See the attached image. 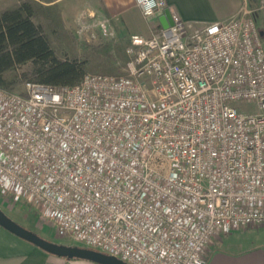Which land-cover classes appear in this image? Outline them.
I'll use <instances>...</instances> for the list:
<instances>
[{
	"label": "built area",
	"instance_id": "1",
	"mask_svg": "<svg viewBox=\"0 0 264 264\" xmlns=\"http://www.w3.org/2000/svg\"><path fill=\"white\" fill-rule=\"evenodd\" d=\"M165 9L119 76L0 89V191L127 264H204L222 236L264 228V0L262 29L245 3L202 26L164 0L151 17ZM76 33L116 38L105 19Z\"/></svg>",
	"mask_w": 264,
	"mask_h": 264
},
{
	"label": "trees",
	"instance_id": "2",
	"mask_svg": "<svg viewBox=\"0 0 264 264\" xmlns=\"http://www.w3.org/2000/svg\"><path fill=\"white\" fill-rule=\"evenodd\" d=\"M54 1L0 0V89L15 92L25 81L71 86L90 72L123 74L113 72L108 61L93 65L75 55L74 38L65 29ZM127 44L114 45L116 57L124 64ZM66 47L69 54L62 51Z\"/></svg>",
	"mask_w": 264,
	"mask_h": 264
},
{
	"label": "crops",
	"instance_id": "3",
	"mask_svg": "<svg viewBox=\"0 0 264 264\" xmlns=\"http://www.w3.org/2000/svg\"><path fill=\"white\" fill-rule=\"evenodd\" d=\"M166 5L185 23L197 24L204 19L202 12L210 7L212 0H164ZM63 24L75 30L82 18L91 19L94 14L104 15L110 21L119 45H125L130 35L149 37L159 26L160 15L144 18L135 0H55ZM245 3L243 0L233 11L222 18L214 15L209 23L222 21L231 16ZM211 8V7H210ZM212 10V8H211ZM217 241V240H216ZM223 239L220 246L211 250L204 264H264V245L236 249ZM0 264H95L86 260L66 259L46 253L31 243L13 235L0 226Z\"/></svg>",
	"mask_w": 264,
	"mask_h": 264
},
{
	"label": "rangeland",
	"instance_id": "4",
	"mask_svg": "<svg viewBox=\"0 0 264 264\" xmlns=\"http://www.w3.org/2000/svg\"><path fill=\"white\" fill-rule=\"evenodd\" d=\"M243 0H212L210 7H207L203 12L202 16L204 19L200 20V23L193 24L194 26H202L208 24V21L214 16H218L222 18V16L230 11H233L239 4H242ZM250 3L248 8L252 10L251 16L254 19L256 25L262 28V18L260 12L256 11L258 6L259 0H247ZM235 13V12H234ZM233 13V14H234ZM107 20L104 15H97L94 14L91 19L89 18H82L81 21L83 22H98ZM109 25L112 27L110 21H108ZM42 26L44 27L43 21L41 22ZM79 25V24H78ZM65 29L73 36L74 38V53L79 58L87 59L89 64L96 65L97 63H102L103 61H108L109 65H111L114 69L113 72L122 73V68L124 66L123 60L116 57L115 53V46L119 45V41L115 39H105L102 40L100 38L96 40L88 39L87 34H82L79 36L76 31L78 26L75 30H71L65 27ZM113 29V27H112ZM96 30V29H95ZM47 32V31H46ZM113 32L114 29H113ZM48 33V32H47ZM97 33V30H96ZM89 34V33H88ZM128 42V41H127ZM123 42L122 43H127ZM58 47V44L55 45ZM62 50V49H61ZM66 54L70 53L69 49L63 48ZM92 73V72H90ZM23 90V83L17 86L15 92H22ZM0 209L14 222L19 224L20 226L29 229L36 233L37 235L43 237L46 240L64 244V245H75L80 246V244L70 242L64 236L58 234L52 227L51 223L42 218L36 208L24 200L21 199H12L0 191ZM223 239H228L230 242L238 241L237 244L232 245V247L236 249H245L247 247L258 246L263 244L264 245V228H243L238 231L232 232L228 235L222 236L219 240L214 241L212 247L208 250L207 255L215 249L216 246H220Z\"/></svg>",
	"mask_w": 264,
	"mask_h": 264
},
{
	"label": "water",
	"instance_id": "5",
	"mask_svg": "<svg viewBox=\"0 0 264 264\" xmlns=\"http://www.w3.org/2000/svg\"><path fill=\"white\" fill-rule=\"evenodd\" d=\"M158 22L161 28H167L172 24L171 15L167 9H165L162 15L158 17ZM259 35L263 36L264 32L260 30ZM0 226L8 232L12 233L13 235L45 251L46 253L57 257H62L66 259L86 260L95 264H127L122 260L114 256L105 254L103 252L75 245L58 244L46 240L43 237L34 233L33 231L26 229L14 222L1 209Z\"/></svg>",
	"mask_w": 264,
	"mask_h": 264
},
{
	"label": "clouds",
	"instance_id": "6",
	"mask_svg": "<svg viewBox=\"0 0 264 264\" xmlns=\"http://www.w3.org/2000/svg\"><path fill=\"white\" fill-rule=\"evenodd\" d=\"M136 4L145 17H151L158 7V0H136Z\"/></svg>",
	"mask_w": 264,
	"mask_h": 264
}]
</instances>
